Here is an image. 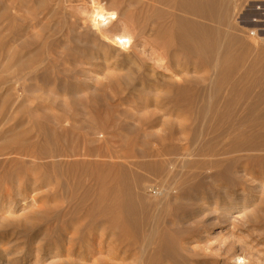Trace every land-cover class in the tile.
<instances>
[{"label": "rangeland", "instance_id": "obj_1", "mask_svg": "<svg viewBox=\"0 0 264 264\" xmlns=\"http://www.w3.org/2000/svg\"><path fill=\"white\" fill-rule=\"evenodd\" d=\"M91 1L0 0V264H92L75 254L69 257L73 249L70 252L68 247L76 245L68 237L73 230L66 234L64 227L84 225L90 203L101 189L111 187L112 178L105 189L91 178L101 164L110 177L125 164L132 170L131 179L143 180L136 190L151 217L144 233L149 234L159 221L160 235L151 244L153 248L144 252L141 242L132 244L135 236L129 226L123 228L126 236L119 245L118 234L112 235L118 231L115 226L104 237L94 227L85 239L116 245L112 244L109 254H98L96 260L107 264H264V161L257 160L264 152H224L229 150L225 149L229 139L217 131L164 130L170 126L167 123L192 120L160 108L165 100L159 97L153 100L147 94L140 98L138 91H125L127 86L118 79L128 72V65L141 62L155 67L153 72L160 76L161 71L170 74L162 66L165 61H157L165 39L150 35L160 28L158 23L152 22L153 30L140 35L134 17L121 14L123 4L134 10L138 1L95 0L101 4L103 22L94 29ZM257 1L264 4V0ZM110 9L119 16L110 19ZM186 71L188 76L197 74L192 67ZM122 89L124 93L116 94ZM157 115L159 123H166L140 130V119L147 122ZM197 135L194 145L191 140ZM214 135L226 154L220 150L217 158L224 166L228 162L235 166L212 171L186 167L182 171L178 161L179 175H183L178 176L180 185L172 181L178 188L167 196L168 205L160 204L161 198L151 187L164 186L169 180L155 176L143 162L158 159L155 153L159 151L167 152L168 159L172 152L176 156L192 150L196 153ZM20 148L25 154H18ZM251 153L255 157H248ZM187 168L196 172L193 179ZM219 170H223L221 175Z\"/></svg>", "mask_w": 264, "mask_h": 264}, {"label": "bare ground", "instance_id": "obj_2", "mask_svg": "<svg viewBox=\"0 0 264 264\" xmlns=\"http://www.w3.org/2000/svg\"><path fill=\"white\" fill-rule=\"evenodd\" d=\"M137 1L140 4L139 7L137 5V8L131 10L133 9L132 6L130 7L131 9H129V7L123 4L126 1L119 0V3L123 4L121 7V14L128 18L131 16L134 17L130 19L136 23L134 28L140 35H145L153 30H151L150 27L152 22L158 23L160 28L154 29L150 35L153 36L152 34L154 33L153 37L159 40L160 38L165 39L161 48L162 52L157 55V61H165L162 66L170 71V74H165L161 71L162 76H160L153 72L156 71L155 67H149L148 64L140 65L142 62L140 64L135 62L138 65L131 67L128 65V72L125 71V74H121L118 77L119 82L127 87H125L126 90H118L116 94L119 95V93H124V90H128L129 92L135 90L138 91L137 96H140V98H142L143 95L147 96V94L150 95V97L153 96V100L159 97L165 100L163 106L160 108H163V110L167 108L168 112L173 110L178 116L179 114H183L185 119L187 117V119L190 118L192 120L191 123H167L170 126L164 127V130H212L213 133L217 131L220 136L229 139L230 144L228 145L230 146H228L229 148H225L229 150H223L224 152L233 153L243 150L248 152H264V4L260 1L256 3V0H136V3H138ZM91 2L90 22L92 21L94 29H98L103 22L101 4L95 0ZM113 13H115L114 17L119 16L116 11L111 10L110 12L108 11V17L110 19L113 17ZM133 25L134 23L132 26ZM132 26H130V28ZM150 35L149 37H151ZM113 41L116 42V40ZM124 42L125 41H123V43ZM127 44L128 42L126 45ZM124 45L122 47L125 49ZM188 67H192L194 70H197V74L199 72H201V74H195L194 76L186 75L185 72H187L186 70ZM146 98L148 99V97H145V99ZM155 106L157 107V105ZM143 111H146V109ZM160 111H162V109H160ZM158 118V115L155 117L153 116V118L151 117V120L147 122L144 121L145 119H140V125H143L141 128L139 127L140 130H149L155 123H159L160 119L158 120ZM165 123L166 121L162 122V124ZM159 124L162 125L161 122ZM208 133L210 132L208 131ZM217 136L214 135V137H210L209 141L204 142L202 146L200 145L201 148H199L197 152L195 151L196 153L192 152V150L185 156H180L181 154L179 156L177 154L176 156V154L172 152V148L171 152L173 156L169 159L166 156L167 152H165V154L159 151L155 153L158 159H153L154 161H147L145 163L143 162L144 167H149L154 170L152 173H154L155 176H159L158 178H161L163 181L169 180L167 181L168 184L164 186L158 185L156 188H154L155 186L151 187V191H154L161 198H159L160 200L163 201L165 199L164 202L161 201L160 204L162 203L165 205L166 203L168 205L167 196L178 188L175 187L172 181L178 182L177 185L181 182V179H178V176L182 175H179L181 169L178 170V168H180V166L178 167V161H181L179 163H181L182 171L186 167H191L190 169L195 168L194 170L204 168L208 171H212L214 168H224L226 166H231L232 168L234 164L231 165V163L228 162V165L226 163V166H224L222 159L220 160L217 158L221 152L224 154L221 150V146H219L222 142L219 143L217 141ZM198 137L197 135L196 138L193 137L192 140L190 139L193 144L197 142ZM224 144L225 143H223L222 149ZM5 147L3 149H5ZM21 150V148L17 150L18 154L23 153ZM191 157H200L203 160L200 158V160H197V158L192 159ZM248 157L252 158L255 157V155L251 153ZM258 158L257 160L260 163L264 161V156ZM205 159L208 160V163ZM137 163L141 164V162H136V165ZM131 165H134V163ZM124 166L119 167L117 172H112L113 174L115 173L112 177H110V174L105 169L106 167L102 168V164L100 167L101 170L91 173V178L97 183L98 187L104 188V185L109 181L108 178H112V181L110 180L112 184L110 185L111 187L108 188L107 186L109 185L105 186L107 188L106 190L101 189L102 191L99 193V196L97 194V198L91 203L89 202L91 206H89L88 210L85 211L86 213H84V221H86L84 225L76 223V226L72 227L73 229L68 228L67 223H65L67 227L63 226L65 233L73 230L71 236L68 237H71V240H73L72 244L74 243V245H76H69L74 246V248L68 247V250L69 248L71 250L73 249L72 252L69 250L71 252L68 253V255H70L69 257H71V254L72 256L75 254L80 260L85 262L89 260L92 264H107L105 260H100L99 258L96 260V256H98V254L102 255L103 253L109 254L110 250H113L114 246L112 244L115 242L105 243L103 239H96L98 240L97 242L95 241L96 243H91L88 239H85L86 234H89L94 227L98 229H94L93 231L104 237V235H106L105 233H109L110 230H112L111 228L115 226L113 228L118 231H114L113 229L112 231L114 232L112 235L114 233L118 234L116 235V240L119 241V243H117L119 245L126 236L123 228L129 226L132 229L131 233L135 236V239L134 237L133 239L131 238L132 244H135V242L139 244L141 242L144 252H146L150 246L152 247L151 244L155 238L159 239L160 234L158 233V229L160 226L157 224L159 221L155 226H152L150 233L146 230L149 234L146 235L144 233V227L149 224H147V222L151 220V217H149L150 213L146 211L147 207L145 202L140 200L141 198L138 199L139 194L136 190L139 180L142 181V183L143 180L138 177H132L131 179L130 172L132 170H127ZM134 167L136 168V166ZM223 170H219L218 174L221 175ZM198 171L201 170L198 169ZM152 173L150 172V174ZM192 173L193 172L189 173L190 177L196 175V172H194L195 174ZM139 174H141V172ZM142 177H144V175H142ZM98 184H101V186ZM67 185L65 187H68ZM147 187H150V185ZM73 188H75V186ZM97 188L96 192L98 191ZM87 192L89 193L90 190ZM71 197H74V195ZM72 212H74L71 217L73 219L75 211ZM62 216H64L63 213ZM104 217L108 219L106 218V220ZM156 218L158 217L156 216ZM159 218L157 220H159ZM109 227L111 228L109 229ZM157 235L158 237H156ZM75 239H78L77 242L74 241ZM67 241L69 242V240ZM130 241L131 240H129V242ZM158 241L156 242L158 243ZM157 243L154 246L158 248L160 244L157 246ZM146 254L149 255L148 253ZM151 255L152 254H150L149 257L150 259L152 258ZM142 259H144L143 255Z\"/></svg>", "mask_w": 264, "mask_h": 264}, {"label": "clouds", "instance_id": "obj_3", "mask_svg": "<svg viewBox=\"0 0 264 264\" xmlns=\"http://www.w3.org/2000/svg\"><path fill=\"white\" fill-rule=\"evenodd\" d=\"M112 15L114 16V15H115V13H113ZM238 264H239V262H238Z\"/></svg>", "mask_w": 264, "mask_h": 264}]
</instances>
